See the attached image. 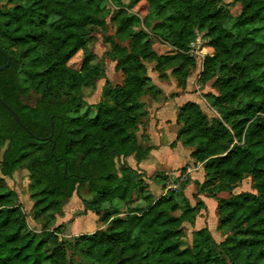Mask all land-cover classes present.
I'll return each instance as SVG.
<instances>
[{"label":"trees","instance_id":"obj_1","mask_svg":"<svg viewBox=\"0 0 264 264\" xmlns=\"http://www.w3.org/2000/svg\"><path fill=\"white\" fill-rule=\"evenodd\" d=\"M5 1L0 49L10 63L0 72V99L33 136L0 105V264H264V0H232L240 5L237 16L221 0H137L155 20L149 32L121 0L108 1L115 33L106 39L105 57L122 76L115 86L89 48L90 30L107 29L110 10L102 0ZM196 32L204 33L208 50L197 85L213 90L203 98L216 116L209 120L192 102L179 107L170 148L190 149L204 180L187 176L155 197L151 177L126 164L127 158L140 163L152 149L146 135L138 136L148 117L143 98L161 92L145 63L155 64L159 79L171 76L183 88L196 68L188 53ZM151 37L172 53L157 54ZM79 52L75 70L68 62ZM5 63L0 53V66ZM100 80L95 115L73 116L83 91ZM33 96L34 104H27ZM18 170L28 173L31 213L44 221L40 234L27 229L16 193L1 189L3 178ZM246 177L255 193L233 195ZM154 179L165 190L167 175ZM189 184L197 187L194 204L182 194ZM73 195L106 228L59 241L48 226ZM199 196L215 201V230L224 239L216 243L204 227L193 231L191 247L181 249L183 226L193 228L206 209Z\"/></svg>","mask_w":264,"mask_h":264},{"label":"rangeland","instance_id":"obj_2","mask_svg":"<svg viewBox=\"0 0 264 264\" xmlns=\"http://www.w3.org/2000/svg\"><path fill=\"white\" fill-rule=\"evenodd\" d=\"M108 1L112 2L111 0H102V5L110 10V16L106 19L107 29L106 31L102 32L99 29H91L89 32L90 36V42H89V48L94 54V62H102L105 69V77L112 86L115 85H121L122 84V76L120 73L116 72L114 69L113 62L109 61L105 54H107L110 51V45L106 42L107 38H113L115 33V27L113 26L112 22L110 21L111 16H113L115 10L110 8V5L108 4ZM223 4H225L230 13L233 16H237L240 13V5L233 2L232 0H221ZM122 8L125 9L128 13L133 14L137 16L141 22V28L145 31H150V26L155 24V20L150 14L147 4L145 1H137V0H121ZM5 0H0V9L8 8ZM151 41L153 42V50L159 54V55H166L171 54L172 50L164 45L161 44L156 38L151 37ZM206 40L204 37L203 32H196L195 34V40L194 42L189 46V55L194 58V54L197 52H201L203 54H208V50L206 49ZM121 46L126 47L127 43L121 44ZM205 55V56H206ZM82 61V53H77L69 62L68 66H70L72 69L77 70L81 64ZM146 67V75L150 79H155L157 77V72L154 70L155 64L154 63H145ZM196 68L192 71V74L195 73ZM169 73V72H168ZM202 73V72H201ZM200 73V75H201ZM199 75V78H200ZM198 78V80H199ZM105 80H100L95 84L94 89L90 90V88H86L83 98V103L79 108V112L74 114L73 116L77 115H83L88 117H93L96 113L94 106L101 100V92L105 83ZM197 80V81H198ZM170 82V80H168ZM167 81V82H168ZM194 92L199 91V94H202L200 98V106L203 113L208 117L209 120H211L213 117L216 116L214 112L209 108V106L206 105V102L204 101L203 95L206 93H213V90L210 88L209 85L201 88L200 86H195L193 89ZM202 91V92H201ZM152 97V96H151ZM35 97H31V99L26 100L25 102L29 105L34 104ZM145 125L140 129V132L138 136L140 137L142 134V138L146 135L145 127L149 124L148 117L146 118V121L144 122ZM178 126L175 127V131H178ZM167 133L172 137L174 134V128L169 127L167 128ZM147 136V135H146ZM143 140L140 138V143H142ZM168 148V147H167ZM163 151L159 152L160 159L164 160L162 163L163 170L169 171L170 169H174L175 167L181 166L185 164V162L188 160V157L186 156V150H180L178 151L177 155H172L170 151H168L166 148H161ZM154 158L156 154L153 155ZM157 157V156H156ZM133 158H127L126 164L131 167L133 165ZM160 161V160H159ZM142 166L147 169V166H149L146 163H142ZM189 167V166H188ZM184 168V167H182ZM185 172L189 169H187V166H185ZM160 171V170H159ZM184 172V173H185ZM161 173V172H160ZM170 174L167 175V181H166V188L165 190H162V186L160 183H162L159 179H149L147 180L148 188L150 193L153 194V196H158L160 194V190H162V195L165 194L167 190H174L177 188L180 183V179L176 180V174L181 173V168L177 170H172L169 172ZM183 173V174H184ZM197 173V172H195ZM189 178V175H187ZM187 177H185V180L183 182H186ZM1 185V189L3 191H13L16 193L18 197V203L21 206V209L26 217V225L27 229L31 233L40 234L42 232V227L44 224L43 219L36 218L32 215V206L33 201L30 198L29 188H30V181L28 179V173L25 170H18L16 171L11 178H3ZM253 181L251 177H246L243 179L236 187V189L232 192L233 195L240 194L243 192H250L255 193L253 190ZM175 198L178 200L179 193H176ZM191 194L187 192L186 195L188 198H191ZM223 198H228L229 196L227 194L222 195ZM91 198H87V200H90ZM192 204H194V201H192ZM103 212L108 211V206L105 204L102 207ZM202 215L198 219V223H200V226L206 227L214 241L216 243H220L223 241L224 237L221 235V233L217 232L215 230L216 228V217L215 213H212V210H202ZM106 228L105 225H103L100 222V218L96 217L94 214L90 212H83V206L81 204L80 199L73 195V197L66 202L61 210V214L59 216L55 217V220L51 224V226H48L49 231H56L58 233L57 238L58 240L63 241H74L77 240L80 236L89 235L92 234L98 230ZM197 227L194 225V227H190L188 224H185L183 226L185 238L179 243V247L181 249H184L186 247H191L192 243V233L193 229H196Z\"/></svg>","mask_w":264,"mask_h":264},{"label":"crops","instance_id":"obj_3","mask_svg":"<svg viewBox=\"0 0 264 264\" xmlns=\"http://www.w3.org/2000/svg\"><path fill=\"white\" fill-rule=\"evenodd\" d=\"M197 75H200L198 68H196L195 73L191 74L186 79L183 88H179L176 84V81L171 76H168V78L165 80L159 79L158 75L157 77H155V79H150L151 84L161 92V94L156 97L145 96L143 98V102L146 105V111L149 119V124L147 127H145V133L148 138L147 144L151 146L152 149L149 151L145 160L141 161L138 164L133 161V165L131 166L132 169L139 170L141 173L145 174L147 178L151 177V179H153L157 174L169 175L170 171L177 170L179 168L182 169V167L187 166V169L190 170L189 178L191 182L196 181L198 182V184L203 183V166L201 163H194L190 159L189 155L191 150L182 147L180 144H177L174 148H170V144L175 140V136L177 134V131H175V127L178 126L176 124L177 109L188 102L195 103L201 108L200 98H202V94H199V91H193L196 84H198ZM168 80H170V82ZM169 127L174 128V134L172 135V137H170V135H168L166 131ZM161 148H166L168 151H170L172 155H177L178 151L180 150H186V156L188 157V160L185 162V164L181 166L175 167L174 169H170L169 171H165L162 169L163 166L161 163L164 162V160L160 159L159 157L160 155L162 156V154H159V152L163 151ZM154 154H156L157 157L155 156L154 158ZM142 163H146L149 165L147 166V169L142 166ZM196 190V186H194L193 184H189L185 187L184 191L182 192L184 197L190 200L191 204L192 199L188 198L186 193L189 192L194 194L196 193ZM159 193L160 194H158V196L156 197L162 195V190H160ZM222 195L223 194L219 195V197H222ZM199 199L204 203L207 210H212V213H215L216 203L214 200L205 198L203 196H199ZM201 213L195 221V226L197 228L193 229V231L204 228L203 225L200 226V223L197 222L200 216L202 215Z\"/></svg>","mask_w":264,"mask_h":264},{"label":"water","instance_id":"obj_4","mask_svg":"<svg viewBox=\"0 0 264 264\" xmlns=\"http://www.w3.org/2000/svg\"><path fill=\"white\" fill-rule=\"evenodd\" d=\"M0 53L5 57V59H6V63L4 64V65H2V66H0V72L1 71H4L6 68H8V66H9V63H10V58H9V56L2 50V49H0ZM0 105L3 107V108H5L10 114H11V116L13 117V119L22 127V128H24L27 132H28V134L29 135H31V136H33L32 135V133L29 131V130H27L23 125H22V123L20 122V120H19V118H18V116H17V114L3 101V100H1L0 99ZM53 151V148H52V150H51V152Z\"/></svg>","mask_w":264,"mask_h":264},{"label":"built area","instance_id":"obj_5","mask_svg":"<svg viewBox=\"0 0 264 264\" xmlns=\"http://www.w3.org/2000/svg\"><path fill=\"white\" fill-rule=\"evenodd\" d=\"M206 54H203L201 52H196L194 54V59L196 61V68H198L199 70V73L202 72V67H203V61H204V57H205ZM199 78V75H197V80ZM196 86H198L196 84ZM187 175H189V171L187 170L184 174H181L179 177H178V174H176V180L177 179H180L181 182H183L185 180V177H187Z\"/></svg>","mask_w":264,"mask_h":264}]
</instances>
